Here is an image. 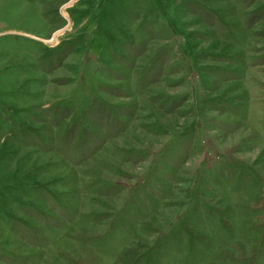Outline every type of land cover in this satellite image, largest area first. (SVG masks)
Instances as JSON below:
<instances>
[{
	"label": "rangeland",
	"instance_id": "obj_1",
	"mask_svg": "<svg viewBox=\"0 0 264 264\" xmlns=\"http://www.w3.org/2000/svg\"><path fill=\"white\" fill-rule=\"evenodd\" d=\"M0 264H264V0H0Z\"/></svg>",
	"mask_w": 264,
	"mask_h": 264
}]
</instances>
